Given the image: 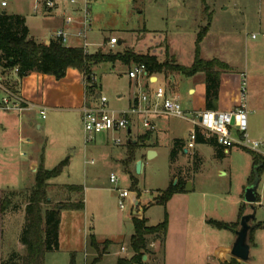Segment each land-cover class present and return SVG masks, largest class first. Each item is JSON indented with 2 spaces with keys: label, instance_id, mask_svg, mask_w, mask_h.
<instances>
[{
  "label": "rangeland",
  "instance_id": "rangeland-1",
  "mask_svg": "<svg viewBox=\"0 0 264 264\" xmlns=\"http://www.w3.org/2000/svg\"><path fill=\"white\" fill-rule=\"evenodd\" d=\"M35 1L9 0L8 6L2 8L0 0V10L23 13L36 35L51 38L59 25L50 16L35 13ZM67 1L62 6L67 9V16L73 9H78L76 23L69 24L71 29L83 28L81 21L88 17L90 52H155L164 59L170 44L179 61L190 64L194 59L198 33L210 23L209 35L202 42V56L221 57L238 72H246L247 132L251 140L263 142L257 151L264 158V0H91L89 4L85 0ZM199 1H202V10ZM112 36H117L122 42L112 46L109 43ZM78 40L83 41L82 38ZM135 64L117 60L93 67L94 79L100 85L98 95L108 97L110 109L124 110L130 106L132 79L129 70ZM42 76L33 71L19 81V86L22 80L24 86L30 85L35 96L41 98L45 95L50 99L43 103L50 107L43 110L46 116H42L39 108L36 113L43 122L42 128L26 123L27 112L19 114L0 110L3 117H9L7 128H0V188H32L43 153L48 169L62 159L70 158L71 162L63 172L49 180L56 184L49 188L52 204L47 207L60 201L79 200L83 196L85 209H62L59 247L46 251L43 264H70L73 254L78 264L91 263L98 255L89 245L92 233L113 241L97 264H117L119 256H131L129 236L134 231L132 196L125 199L128 205L122 208L119 189L127 188L137 193L141 198L138 208L147 206L145 214L149 225L160 223L165 212L169 213L175 246L181 247L188 229L187 264H209V248L205 245L208 239L223 245L232 243L230 247L233 246L237 230L241 227L240 209L243 215L255 212L250 222L252 226L264 221V199L262 204L256 202L254 206L245 200V190L254 172L253 154L249 148L234 144L226 152L223 147L220 150L213 144L196 141L194 147L186 152L185 147L189 146L191 133L197 126L188 119L173 115L157 116L156 131H146L134 121L131 133L127 129L102 132L93 141H87L83 120L78 109L74 108L78 100L67 99L65 94L57 91L53 82L60 79L53 74L46 75L45 79ZM190 80V76L184 75L175 83L171 77L165 76L164 80L161 76V81H166L172 91H176L178 86L179 100L187 111L203 106L200 93L196 96L188 93ZM132 82L135 85L136 81ZM79 100L82 102V95H79ZM20 117L25 121L21 136L33 137L38 148V162L34 170L31 167L30 144L19 140ZM133 119L138 120L136 116ZM119 136L122 142L117 143L115 138ZM233 137L236 141L241 138L236 128H233ZM176 139H182L185 146L173 161L172 150ZM151 148L156 150L153 156H150ZM196 153L201 159L198 169L195 168ZM139 160L143 162L140 172L137 170ZM112 173L118 176L117 182L111 181ZM181 178H191L192 189L174 193L166 205L156 203L164 191ZM74 184L81 185L83 192L68 187ZM258 194L264 195V170L260 173ZM13 198L21 205L10 207L3 214L2 259H7L13 251L25 252L18 239L25 224V202L21 195ZM187 210L191 216L188 222L184 218ZM204 214L209 218L236 221L237 227H216L217 233L211 234L204 229L201 218ZM258 229L255 232L257 245L251 243L250 259L242 261L244 264H264V228ZM151 238L153 242L154 236ZM156 240L161 242L160 238ZM152 242L150 247L154 248ZM164 250L161 248L154 254L146 253L141 264H165Z\"/></svg>",
  "mask_w": 264,
  "mask_h": 264
},
{
  "label": "trees",
  "instance_id": "trees-1",
  "mask_svg": "<svg viewBox=\"0 0 264 264\" xmlns=\"http://www.w3.org/2000/svg\"><path fill=\"white\" fill-rule=\"evenodd\" d=\"M210 27V23L204 26L198 33L196 40V53L192 64L183 65L177 63L176 59L169 54L167 47V57L161 59L153 53H136L132 51L109 53L103 50L96 52L86 51L82 45H66L60 40L51 39L49 43L38 41L30 35L27 18L24 14L7 12L0 10V72H10L18 68L17 75L10 80L12 85H19V78L30 74L33 71L53 74L57 79L66 76L70 67L79 69L85 78V104H90L97 100L100 85L95 81L93 67L103 62L123 63L131 62L144 63L149 73L165 74L172 77L175 74L193 76L203 73L206 83V109H219L221 99V89L226 84V74L232 73L235 69L226 61L214 57L206 59L201 53V44ZM168 46V45H167ZM233 85V84H232ZM198 143H209L224 149L217 136L206 137L200 131L197 137ZM185 142L176 139L172 150V159L178 158L180 149H183ZM247 148V147H245ZM221 150V149H220ZM254 159L253 182L256 172L259 174L264 170V158L257 150L250 149ZM195 168L200 167L201 159L198 153L195 154ZM68 159H63L55 167L48 169L44 165V159L36 172L35 184L27 190H6L0 189V264H43L45 253L48 249L59 247V233L61 226V211L63 208L84 209L85 201L81 196L79 200L60 201L55 206L50 200L49 188L53 185L49 180L60 175ZM187 180L181 178L175 185H172L164 194L156 200V203L166 205L174 193L186 190ZM72 190L83 192L81 185H69ZM21 195L25 202V224L20 234V242L25 247V252L13 251L7 259H2V218L4 212L10 207H17L21 202H15L14 196ZM147 209L145 206L144 210ZM244 213L241 209V217ZM134 232L130 237L131 256H119L117 264H141L144 262L146 253L152 252L150 247L153 240L161 239V248L165 249L166 235L169 226V213L166 211L163 221L156 225H149L146 216L133 215ZM209 222L219 228L237 227L238 222H226L217 219H210ZM264 228V222L252 226L249 233L250 243L254 242L256 229ZM113 241L106 239L98 240L92 233L89 238V245L97 252V256L89 264H97L102 260V256L107 253ZM103 246V247H102ZM165 251V250H164ZM70 264H78L73 254ZM224 264H244L237 257L232 256Z\"/></svg>",
  "mask_w": 264,
  "mask_h": 264
},
{
  "label": "built area",
  "instance_id": "built-area-1",
  "mask_svg": "<svg viewBox=\"0 0 264 264\" xmlns=\"http://www.w3.org/2000/svg\"><path fill=\"white\" fill-rule=\"evenodd\" d=\"M58 0H37L35 8H38L42 3L47 8H54ZM76 2L77 0H70ZM91 0H85L89 4ZM9 4V0H1V7L5 8ZM69 23L74 21V15L68 16ZM83 28L77 32H71L67 27H57L53 31V39L60 40L66 45H69L72 35L83 39L82 46L86 51L91 42L87 39L88 17L81 21ZM256 35L254 34V37ZM119 42L117 36H112L109 43L115 46ZM18 68H14L10 72H0V110L14 111L22 113L26 109L33 107L22 95L20 86L14 87L10 82L11 78L17 75ZM156 74L149 73L147 66L144 63H137L129 70V77L137 82L139 91L136 94L133 103L124 110H113L109 108V99L106 95H101L97 100H93L90 104H84L82 108V120L87 141H93L98 134L102 132L121 131L132 129L133 122L141 124L146 131H156L157 122L155 117L161 115H173L192 121L197 129L191 133V140L188 149L194 147L199 131L206 137L215 135L219 142L229 151V147L234 144L241 145L253 150H258L263 142L251 140L247 132V78L246 73L241 74L239 94L240 99L237 105L229 110L219 109H201L187 111L184 109L179 98L172 95L166 84L160 83L154 86L152 77ZM21 78L18 80L20 81ZM138 120H134L133 117ZM234 118V122L232 119ZM233 128H236L240 134V140L236 141L233 137ZM131 133V132H130ZM117 143L122 142L121 137L115 138ZM93 162V161H92ZM112 182L118 181V176L112 173L110 176ZM120 191V206L126 208L128 203L126 198L132 196L131 205L134 210L133 215L142 216L143 208H138L139 198L131 189H119ZM124 250L125 246L122 247Z\"/></svg>",
  "mask_w": 264,
  "mask_h": 264
},
{
  "label": "crops",
  "instance_id": "crops-1",
  "mask_svg": "<svg viewBox=\"0 0 264 264\" xmlns=\"http://www.w3.org/2000/svg\"><path fill=\"white\" fill-rule=\"evenodd\" d=\"M36 2H37V0L35 1V4H34L35 13L41 14V15H44V16H50V18L53 20V22L56 25H59V27H67L73 33L78 31V30H73V29L70 28V26H69L70 23L67 21V19H68L67 9L66 8L63 9L64 7H62L68 2L67 0H58L57 1V5L54 8H47L42 3L40 4V6L38 8H35ZM198 5H199V7L202 10V1H199ZM206 9H207V7H206ZM209 13H210V11H209ZM21 14H23V13H21ZM70 15H74V21L73 22H75L76 21V16L78 15V9H73ZM201 15H202V12H201ZM73 22H71V23H73ZM27 24H28V22H27ZM28 26H29V29H30V35L32 37H34L36 40L44 41L46 43H49L50 40L52 39V37L51 38H49V37L42 38V37L36 35L33 32L31 26L29 24H28ZM209 32H210V28H209V30H208V32H207V34L204 37L202 42L205 41V38H207V36L209 35ZM74 39L78 40L79 37L75 36V35H72L71 41H74ZM119 41L122 42V40H119ZM82 43H83L82 40H78V42H73V43L70 42L69 45H82ZM168 47H169V51L168 52H170V55H172L176 59L177 63L183 64V65H190V64L193 63L194 59H193L192 63H190V64L181 63L179 61L180 59L178 58V55L174 52V49H173L172 45L168 44ZM195 53H196V42H195ZM201 53L203 55V44H201ZM153 54H157V53L153 52ZM203 57L206 58V59H211V58L218 57V56H208V57L203 56ZM160 58L162 59V57H160ZM194 58H195V54H194ZM218 58L222 59L221 57H218ZM222 60L226 61L225 59H222ZM226 62H228V61H226ZM243 72H245V71L244 70H240L238 72L236 70V72L234 71L232 73L226 74V77H225L226 78L225 79L226 80V82H225L226 84H224L222 86V89H221V99H220V108H219V110H229V109H232L235 105L238 104L239 99H240V94H239L240 81H241V77L240 76H241V74ZM39 73L43 75L42 76L43 79H45L46 75H48L47 73H41V72H39ZM161 76L165 80L164 74H156L155 77H152V82L153 83L152 84L148 83L147 86L148 87H149V85L150 86H154L157 83L160 84V83H163V82H164V84L167 85L166 81H161ZM183 76L184 75H181V74H175V75H172L171 79L175 83H178V80L179 81L182 80ZM190 77H191L192 80H190V82H188V85H187L188 86L187 87L188 93L191 94L192 96H196L197 94L200 93V96L202 97V100H203L202 101L203 106L200 107V108L199 107L194 108L193 110L205 109L206 108V83H205L204 75H203V73H198V74L190 76ZM49 79H50L49 81H52L51 78H49ZM132 81H133V79L131 80V88H132V90L130 92V94H131L130 105L133 103L134 98H135L136 94L139 91V86L137 85V82L134 85V83ZM53 83H56L57 91L60 92L61 94H65L67 96V99H71V100L72 99H76V100H78V102L75 103L74 108L78 109L79 114H80V118H82V108H83V106L85 104V84H86L83 73L79 69L70 67L68 69L67 74H66L65 77H63L60 80H58V82H53ZM24 85H23V80H22V84L20 85V91H21L22 95L24 96V98L31 105H33V107H30L29 109H26L24 111V112H27L26 113L27 114L26 115V121H27L26 123L29 126H31V127L42 128L43 127V122H40V118L37 117L36 113H37V110L39 108L40 110H42V116L45 117L46 114L44 113L43 110H45L47 108H50V107H47L43 103L45 101H49L50 99L47 98V96H45V95H43L41 98L35 96L34 95V91H32L31 88H30V85H27V86H24ZM169 91H170V93L172 95H174V96H176L178 98L180 97L178 86H177V90L176 91H172L170 88H169ZM79 95H82V102H80V100H79ZM54 108H56V107H54ZM55 111H57V110H55ZM5 113H7V112H5ZM3 116L4 115L1 113L0 114V128L6 129L7 126L9 125V119H8L9 117H3ZM161 116H165V115H161ZM161 116H158V117H161ZM156 118L157 117H155V121H156ZM18 124L20 126V132H19L20 138H19V140L23 141V142H26L27 144H30V147H29L30 149L29 150H30V155H31V167H32V170H34V165H36V163L38 162L37 152H36V150L38 148H36V146H35L36 145L35 139H33V137H30L29 135L21 136L22 126L24 127V124H25L24 118L22 120V118L20 117L19 121H18ZM132 131H133V127H132L131 130H129V132H132ZM151 149H153V148H151ZM153 150H155V149H153ZM185 151L189 152L190 150L187 147H185ZM225 151L228 152L226 149H225ZM42 157L44 159V153H43ZM67 159H68V164H69L71 162V160H70V158H67ZM92 161L94 162V160H92ZM68 164L66 166H68ZM44 165H45V159H44ZM45 167H46V165H45ZM189 180H192V179L191 178L187 179V182ZM50 183L51 184H56L55 182H51V181H50ZM193 188H194V185H193ZM16 190H19V189L17 188ZM258 196H259V198H258L257 202L259 204H262L263 203V199H264V195H262V194L259 195L258 194ZM137 197H138V195H137ZM139 201H141V198H139ZM133 214H134V210H133L132 216H133ZM240 214H241V209L239 210V218H240ZM143 215L146 216L144 209H143L142 216ZM190 217L191 216H190V214L188 213V210H187V213L184 216V218H186V220L188 222L189 220H191ZM201 218H202V222H203V225H204V229L206 231L207 230L210 231L211 234H214V235L217 233L216 232L217 228H216V226L212 225L209 222L210 219H217V220H221V221L230 222L228 220H224V219H220V218H216V217H210L209 218L208 215H205V214L202 215ZM61 222H62V219H61ZM232 222H234V221H232ZM171 229H172L171 228V219H169L168 234H167L166 245H165V264H187L186 256H187L188 250L186 249L187 248L186 246L188 244V237H189L188 229H187V235L185 234V238H184V241H183L184 245L181 244V247L175 246V239L172 237ZM133 232L130 234L129 237H131ZM20 234H21V232L18 235V239H20ZM94 234L96 235V233H94ZM97 238L100 241H102V240L104 241L106 239H110V238L101 239L99 236H97ZM19 243H20V241H19ZM253 243L255 245H257V241L255 240V233H254V242ZM230 244H232V243H229V245H223V244L219 243L216 240H212V241H210V239L206 240V242H205L206 248H209V251L207 252V254H208L207 258L210 260L209 264H224L225 261L230 260L231 257H232V256H228V253L230 254L231 249H232V247H230L231 246ZM152 245L154 246V248H152L153 254L156 251L161 249V242H159L158 240H154L152 242ZM22 248L25 249L24 245H23ZM18 249H20L19 246H18Z\"/></svg>",
  "mask_w": 264,
  "mask_h": 264
},
{
  "label": "water",
  "instance_id": "water-1",
  "mask_svg": "<svg viewBox=\"0 0 264 264\" xmlns=\"http://www.w3.org/2000/svg\"><path fill=\"white\" fill-rule=\"evenodd\" d=\"M4 13H7V10H3ZM234 122V118L232 119ZM131 130V129H130ZM187 151V150H186ZM150 156L156 154V151L153 149L149 150ZM143 162L141 160L137 163V170L142 171ZM260 182V174L256 172L255 178L252 183L248 185L245 190V200L250 203L252 206L258 201V185ZM186 188L188 190L192 189V181L187 182ZM255 217V212L247 213L242 216L241 227L237 230V239L232 246L231 253L232 256L237 257L241 261H247L250 259L251 252V243L249 241V233L252 228L251 220ZM146 258V255L144 256Z\"/></svg>",
  "mask_w": 264,
  "mask_h": 264
}]
</instances>
